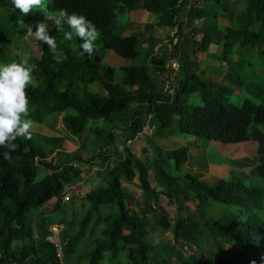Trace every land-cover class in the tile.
Masks as SVG:
<instances>
[{
    "label": "trees",
    "instance_id": "obj_1",
    "mask_svg": "<svg viewBox=\"0 0 264 264\" xmlns=\"http://www.w3.org/2000/svg\"><path fill=\"white\" fill-rule=\"evenodd\" d=\"M2 1L11 5L0 8V63H18L27 57L33 69L32 82L25 90L30 107L56 102L58 105L50 109L49 118L77 112L78 119L64 120L65 126L83 140L86 125L93 123L91 144L99 154L84 159L58 150L44 138L50 147L47 152L35 145L31 134V139L17 137L12 142L10 161L0 155V264H28L29 260L30 264H61V261L78 264L73 259L88 238L87 264H264V157L261 163L249 168L251 185L240 176L210 185L201 177L182 173L189 161L186 147H159L152 161L142 160L125 147L115 165L104 173V185L73 198L74 209L80 207L75 211L79 219L76 229L72 231L68 225L61 234V256L46 239L51 234L50 228L59 220L67 223L60 202L55 204V214L47 209L48 204L61 200L65 191L82 178L83 165L98 157L102 165L110 159L109 150L116 148L119 131L125 133V143L134 140L141 132V125L152 116L150 122L160 132L173 135L171 128L176 123L181 134L206 145L247 143L255 127L262 128L264 133V105L250 100L242 106L233 104L234 92L229 84L208 78L196 58L199 52H210V46L217 42L213 33L217 31L220 0H195L197 3L192 5L187 0H43L41 9L27 14L15 9L11 0ZM244 5L237 18L238 26L228 27L223 33L222 55L226 60H232L234 49L247 36L254 39L253 45H264V0H244ZM140 9L157 16L156 21L165 16L177 31V42L170 36L167 43L148 45L142 32L116 33L119 15ZM61 10L82 14L95 24L98 40L91 57L77 54L78 38L73 37L74 42L63 39L64 29L69 30L67 25L58 28L54 23L60 18ZM199 20H212L210 30L197 27ZM41 21L48 25V34L56 40L55 51L42 43L40 57L26 47L18 55L5 45L7 27L17 25L19 34L23 35L27 26L35 32V25ZM181 21L185 23L183 29L178 27ZM199 35L201 40L196 39ZM73 44L77 45L75 51ZM106 50L125 60L135 57L143 60L139 66L106 67ZM174 59L180 68L170 80L167 65ZM232 71L230 83L264 101V84L254 85L244 72ZM156 76L165 88L157 86ZM112 84H119V90L111 88ZM96 85H102L105 92L92 90L91 86ZM191 95L199 97L203 105L182 103V96ZM108 118L116 124L108 128L95 125L98 120ZM4 151L8 149L0 148V153ZM169 161L174 162L175 171L168 168ZM39 169L46 172L41 179H38ZM150 173L152 188L148 190L141 178L149 177ZM124 182L135 183L144 192L143 201L137 202V206L131 205L133 195L124 188ZM162 195L175 207V215L166 228L159 225L166 215L157 208ZM245 195L255 197L256 202L250 201L248 207ZM199 205L202 207L193 208ZM102 208L112 213L101 217ZM32 215L38 221L35 230ZM149 216L155 219L151 221ZM101 222L103 227L95 230ZM150 230H159L160 244H152ZM14 242L24 244L14 249ZM206 245L224 249L184 254L187 247L203 249Z\"/></svg>",
    "mask_w": 264,
    "mask_h": 264
},
{
    "label": "rangeland",
    "instance_id": "obj_2",
    "mask_svg": "<svg viewBox=\"0 0 264 264\" xmlns=\"http://www.w3.org/2000/svg\"><path fill=\"white\" fill-rule=\"evenodd\" d=\"M195 1V0H193ZM192 1V2H193ZM11 4H6L4 3L2 0H0V8L5 9V8H9ZM126 8H129L128 4L125 3L124 5ZM218 8H220V10H225L224 6L222 5H218ZM7 13H10L9 11H7ZM7 18H9V20H11L10 15H7ZM157 16L155 15H148L146 13V11L144 10H136L130 13H124L122 15H119L117 23H116V28L115 31L116 33L120 34V35H129L131 33H136V32H142L146 35L145 40L147 42V44H150L149 42H155L156 44H163V43H167L168 39L170 36H174L176 35L177 31L175 29V27H171L169 25V23L167 22V18L165 16H163L162 18H160L159 20L156 21ZM197 23L201 26V22L197 21ZM127 27V29L125 30V28ZM178 27H181L182 29L185 27V23L184 22H179L178 23ZM177 27V29H178ZM7 31H8V35H7V39L5 41V45L10 48L14 53L16 54H21V49L23 47H26L28 51L32 52L34 56L40 57L41 52H42V42L35 40L34 37L31 36H26L25 34L21 35L19 34V28L17 25H11L10 27H7ZM65 31H67V29H64ZM224 33V32H223ZM186 36H189V32L186 29ZM147 38V39H146ZM202 36L199 35L197 36V40H201ZM217 42L216 44H214V46L212 47L211 51L214 53L213 56L210 55H206V54H200V58H198V60H200L201 64L203 65V69L205 68L208 72H209V76L210 77H214V73L216 72V70L222 66L223 69L228 70L227 66L225 65V63L218 64L214 62V60L219 59L221 57V51L223 49L222 47V42H223V36L222 38H220V36H216L214 37ZM74 42V40H73ZM234 52L239 56V57H244L248 60V63H250V66L252 69H255L257 71V75L258 77L262 78V81H264V70H262L264 68V58L262 59V63L261 66L263 68H261L260 71H258V68L255 66V62L258 61L257 59L260 57L261 52L264 53V47H248L247 49H241L240 46H237L234 49ZM250 53H256V57L254 55H249ZM140 59H143L142 57H138V58H134L132 60H125L122 59L118 56H116L112 51L106 50V56L104 58V65L106 67H115L117 69L123 68V67H131L133 65H137L140 62ZM13 61V59H11ZM214 63H211V62ZM170 66H172L170 64ZM209 67H211L209 69ZM61 68L60 66H57V69ZM105 71L107 70L106 68L104 69ZM167 74L170 77L172 75V71L170 69H167ZM209 76H207L208 78H210ZM223 75H221L222 77ZM174 77V76H173ZM217 78V80H219L218 82L221 83H227L223 81V78ZM156 79V84L159 88L164 87L165 85L163 84V82H161L160 78H158L157 76L155 77ZM228 84V83H227ZM114 86V85H113ZM229 86L234 90V95L231 98V101L233 104L237 105V106H242L244 104V102L246 100H250V101H254L255 103L258 104H263L264 105V101L261 100H257L255 97H253L252 95L248 94L246 91H243L239 88V86H236L235 84H229ZM92 90L97 91L100 94H103L105 92V88L102 85L99 86H91ZM189 103L193 104V105H197V106H202L203 103L202 101L199 99V97H197L196 95H191L189 97ZM57 103L54 102L52 103V105H50V109H54L57 107ZM64 118V120H70L71 118L69 116H63L62 115H56L53 118H51L50 120H55L56 119V124L54 125L56 129H63L64 128V120L62 121V119ZM75 118V117H74ZM73 118V119H74ZM114 121V119H109ZM95 125L98 126H102V127H110L109 125H111V123H109V125L107 124V122L103 121V120H98ZM90 129L94 127L93 123H89L87 125ZM155 127V125L153 123H149L146 121L145 124L141 125V139L140 142H143L144 148L141 149V151L139 152V156L143 157L144 160L146 161H152L154 160V158L156 157V148L154 146H152V143H155V140L157 139V133H158V129H156L155 131L153 130V127ZM260 128V127H258ZM150 129V130H149ZM262 128L258 129L259 132H261V134L264 136L263 132L261 131ZM92 130V129H91ZM172 134H167L164 137V141H162L161 139L157 140L159 143H157V145H162L168 148H180V147H186L188 149L189 152V161L187 163V167L188 168H183L182 173L183 174H190L194 177H201L203 179H205V181L209 182L210 185H215V182L217 180H228L230 179L231 176L234 175L235 176H240L239 178L246 183L247 185H251L252 184V180L251 178L249 179L248 177V167L249 166H255V162L252 161V158L256 157L259 153H264V145L263 147L258 150L259 148H257V143L253 142V140H249V142L247 144L244 145H235V146H225V147H220L218 144H210V145H206L205 143L201 142L200 140H197V138L192 137V136H187V135H183L179 132L178 130V126L176 123L173 124L172 128H171ZM121 132V131H120ZM39 133V134H38ZM45 133V132H43ZM32 134L34 135V142L35 145L38 147H42L41 149L44 151L49 152L50 151V147L48 145L45 144V141L43 139V137H41V135L43 136L44 134H41L39 131H35L32 132ZM65 137H68V131L65 129L64 132ZM124 137V138H123ZM122 141H119V147L122 148V152L124 153V148L128 145L124 143L125 141V135H123ZM73 137H69L68 141H72L73 139H71ZM176 140H175V139ZM80 140V138H78ZM140 139V138H139ZM179 140V141H178ZM126 145V146H125ZM160 147V146H159ZM90 149V148H89ZM95 153H98V151L92 153V155H94ZM241 153V157L242 159L238 160V154ZM74 154V153H73ZM97 155V154H96ZM116 163V159L114 158L113 160H111L108 163V167H106L104 170H102V168H99L97 164H99V161H96L92 164H86L83 165L84 168H86V173H91V177L89 176L86 181L84 183H82V185L79 188H74V185L69 187V189H67L64 193V195L61 197V200H57L51 202L50 204H48L47 209L49 211H53V213L55 214V204H57L58 202H60V206H62L61 212L64 214V217L67 221V223H63V221H58L57 223H59L61 226V234L64 231L66 226H70L71 230L73 231L74 229H76L77 227V221H78V217L75 214V211L78 212V210L80 209L79 205L76 209H74V205L73 203L71 204L73 198H74V194L75 197L76 196H81L82 194L86 193V192H90L91 190H93L95 187L100 186V185H104L105 182H103V174L106 172L107 168H111L112 166H114ZM168 168H170V170L175 171L174 170V162L173 161H169L168 162ZM224 168H227V170H225ZM92 171V172H91ZM225 173V174H223ZM46 172L42 169H39L38 171V179H41L45 176ZM151 176L148 177H142L141 178V183L144 185L145 189H151L152 188V184H151ZM259 181H262V179L260 178ZM262 183V182H260ZM124 188L130 192L133 190L134 193H132L133 198L131 199L130 203L131 205L137 206V202H141L143 201L144 198V192L137 187V185L134 184H124ZM131 193V192H130ZM244 197L247 198L246 204L248 207L251 206L250 201L252 202H256L255 197H251L250 195H245ZM249 199V200H248ZM249 201V202H248ZM74 202V201H73ZM248 202V203H247ZM87 205V203H85ZM202 206L199 205L198 207L193 206V208H201ZM157 208L158 209H162L166 212V215L162 217L161 221H160V226L166 228L169 226L171 220L173 219L174 215H175V207L172 206L169 203V198L168 197H161L158 204H157ZM112 211L108 208H102L100 215L101 217H107L108 214H111ZM49 215V213L47 214ZM50 216V215H49ZM149 218L152 220V216H149ZM31 222L33 225V230H35V225L37 224V218L35 216H31ZM103 227V222H101L96 228L95 230H98L99 228ZM98 232L96 231L95 234H97ZM168 235V234H167ZM149 236H150V241L152 242L153 245H158L161 242V238H160V234H159V230H150L149 232ZM61 238V235H60ZM90 238H88L85 242L89 243ZM33 242V241H32ZM37 242V240H35V243ZM86 243L84 245V243L81 245V248L79 250V253L75 256V258L73 259V263L74 261L78 264H87V260H86V252L88 250V247L86 246ZM24 243H19V242H14L13 247L14 249L18 248L19 246H22ZM172 245H176L175 243H172ZM179 246V245H178ZM224 249V247H214V246H204L203 249L200 248H192V249H188V247L186 249H184V254H186L187 256L190 254H194V253H213V252H218L219 250ZM158 249H156V251H158ZM122 258L120 260H122L123 258H125L124 255L121 256ZM62 260V259H61ZM173 262H175V259L172 260ZM123 262V260H122ZM28 264H30V260L28 262ZM61 264H64L63 261H61Z\"/></svg>",
    "mask_w": 264,
    "mask_h": 264
},
{
    "label": "crops",
    "instance_id": "obj_3",
    "mask_svg": "<svg viewBox=\"0 0 264 264\" xmlns=\"http://www.w3.org/2000/svg\"><path fill=\"white\" fill-rule=\"evenodd\" d=\"M187 1L189 2L190 5L197 3V2L195 3V1H193V0H187ZM220 2H221V5L224 6L225 10H220V8H218V10H219V19H218V22H217V31H215L213 33V37H216V36L219 37L220 36V38H222L223 32L225 31L226 28H228V27H237L238 26V19L237 18H238V15L244 10V6L245 5H244V0H220ZM210 5L211 4H207L208 7H210ZM216 10H217V7H216ZM199 22H201V26L196 22L197 27L205 28V29L210 30L209 27L211 26L212 20H208L206 22H204L202 20H199ZM260 33L262 35V32H260ZM149 43L151 44V42H149ZM146 44H147V42H146ZM253 44H254V39L251 36H247V38L243 42H241L238 46H240L241 49H247L248 47H264V45L255 46ZM213 46H214V44L210 46V52H207V53L199 52V53H197L196 54V58L199 57L200 54H206V55L213 56L214 53L211 51ZM249 55H254L256 57V53L253 54V53L249 52ZM221 57H222V59L221 58L216 59V60H214V62L218 64V67H219V64L225 63V65L227 66L228 70H225V69L222 68V66H220L216 70V72L214 73L215 76L214 77H210L209 76V72L206 70L207 68L205 67L206 69L205 68L203 69V65L201 64L200 60H198V58H197V60L201 64V71L206 72L207 76H209L211 79H213V80H215L217 82L219 81V80H217V78H220L221 75H223L221 77V78H223V81L227 82L228 84H231L230 82H231V80H232V78L234 76V73H233L232 70L235 69V70H238V71H242L247 76H249L250 79L252 80V82L254 83V85H262V84H264V81H262V78L258 77L257 71L255 69L251 68L250 63H248V60L246 58L239 57L234 52L233 55H232V60L231 61L230 60H226L224 58V56L222 55V51H221ZM135 58H138V57H135ZM263 58H264V53L261 52L260 57L257 59L258 61L255 62V66L258 68V71H260L261 68H263L261 66V63L263 62L262 61ZM142 60L143 59L139 60V61H141L140 64L142 63ZM214 62L212 61L211 63H214ZM133 66H139V63L137 65H133ZM210 68L211 67H209V69ZM262 70H264V68ZM226 76L229 78L228 80L225 79ZM219 83H221V82H219ZM109 86L111 88H114L115 90H119V84H112V85H109ZM231 90L234 92V90L232 88H231ZM181 101H182V103H186L187 101H189V97L182 96L181 97ZM52 103H54V102L40 103V104H37L35 106L30 107L29 115H30L31 120L33 121L31 134H32V132L39 131L41 134H44L43 136L41 135V137H43V139L44 138L48 139L50 145L56 147L58 150H64L67 153H72V154L74 153V154H76L78 156H82L84 159L89 158L90 156H92V153H94L96 151H98V153H95L94 156H96V154L98 155L99 154V150L96 147L92 146V144H91L92 130H93L94 127L91 128L92 129L91 130L87 126L88 124L86 125L87 133L84 135L83 140H79L78 137L74 133H72V131L68 130V128L65 126V124H63L64 125L63 129H56L55 126H54L56 124V119L55 120H53V119L50 120L54 116H52L50 118L48 117V113L50 111V105H52ZM63 116H69L70 118L72 117L70 120H77L78 117H79L77 112H74V113H71V114L64 113L62 115V117ZM109 119H111V118L104 119L103 121L107 122L108 125H109V123H111V125H115L116 124L115 120L112 121V120H109ZM63 120H64V118L62 119V121ZM65 129L68 131V134H69V135H67L68 137H65V135H64ZM258 129L259 128H257V127L253 128L250 140H253V142L257 143V148H259L258 150H260L263 147V145H264V136L261 134V132L258 131ZM155 130L156 129H154V131ZM43 132H45V133H43ZM167 134L168 133L165 134V133L160 132L159 129H158V133H157L158 137L155 140V143L154 144L152 143V146H154L156 148V150L159 148V146L161 148H163V149H177V148H168V147H165V146H162V145H157V143H159L157 140L161 139L162 141H164V137ZM123 135H125V133L123 131H121V132L119 131L118 132V138L116 139V148L114 147V148H111L109 150L110 159L107 160V162H105L104 165H102V163H101L102 161H101V159L99 157L96 158L90 164H92V163H94L96 161H99V164H97L98 167L102 168V170H104L106 167H108V163L111 160H113L114 158L116 159V161H118L119 157L123 154L122 148L119 147V141H122V143H123V140H124V139L122 140ZM69 137H73V138H71L73 140L70 141V142L68 141ZM125 140H126V135H125ZM140 140H142V139L140 138V139L130 140L128 142V145L127 146L125 145V146L128 147L132 152H134L139 158L144 160L143 157L139 156V152L141 151L142 148H144V145H145L143 142H140ZM124 143H125V141H124ZM215 143L216 142H213L211 144H215ZM247 143H244V144H247ZM216 144H218L220 147H225L223 145H220L219 143H216ZM244 144H240V145L242 146ZM56 153L57 152H55L53 154V156H55ZM113 153H115V154H113ZM238 155H239L238 156V160L242 159L241 153L238 154ZM263 157H264V153H259L256 157L252 158V161H254L255 164H259V163L262 162ZM144 161H146V160H144ZM249 168H251V166L248 167V174H249ZM224 169L228 171L227 168H224ZM82 170L84 171V174H83L82 178L78 182H76L74 184V188L75 189L79 188L82 185V183H84L89 176L91 177V173H86V168L82 167ZM223 174H225V173H223ZM151 175L152 174L150 173L149 177ZM103 176H104V174H103ZM234 178H236V176L234 177V175H233V176L230 177V179L225 180V181L229 182V181H231ZM150 179L152 180V176H151ZM124 184H126V183L124 182L123 186H124ZM130 192L134 193L133 190L130 191ZM75 195L76 194H74V197H75ZM163 196L164 195L160 196V198L163 197ZM76 197H79V196H76ZM160 198H159V200H160ZM154 219L155 218L152 217V220L151 219L150 220L153 221Z\"/></svg>",
    "mask_w": 264,
    "mask_h": 264
},
{
    "label": "clouds",
    "instance_id": "obj_4",
    "mask_svg": "<svg viewBox=\"0 0 264 264\" xmlns=\"http://www.w3.org/2000/svg\"><path fill=\"white\" fill-rule=\"evenodd\" d=\"M15 9L21 14H27L31 10L41 9L43 0H11ZM46 17V13L44 14ZM55 25H67V31H63L65 41H73V37L79 39L78 55L91 57L95 51V42L98 40V30L95 24L84 15L66 13L60 11V18ZM48 25L41 21L35 25V32L31 26H27L25 35L34 37L35 40L46 44L49 50L55 51L57 43L54 37L48 34ZM73 51L77 45H72ZM33 69L28 58L20 62L0 63V148H7L8 151L0 153L5 160L10 161L12 142L17 137L31 139L33 121L30 118V101L26 94V88L32 82Z\"/></svg>",
    "mask_w": 264,
    "mask_h": 264
},
{
    "label": "built area",
    "instance_id": "obj_5",
    "mask_svg": "<svg viewBox=\"0 0 264 264\" xmlns=\"http://www.w3.org/2000/svg\"><path fill=\"white\" fill-rule=\"evenodd\" d=\"M172 37H174V43H176L177 40H178L177 35H174ZM170 64L172 66H170ZM179 68H180V64H179L177 59H174V60H172L171 62L168 63L167 69H170L172 71V75L170 76V80H173V78L175 77V74L179 71ZM167 88H168V85H167ZM170 92H172V91L170 90ZM149 119L151 120L152 116H150ZM150 120H149L148 124L150 123ZM152 127H153V130H154L155 129L154 126H152ZM139 138H142L141 137V133H139L136 136L135 139H139ZM60 226L61 225L59 223L54 224L50 228L51 234L48 235L47 238H46L47 241H49L50 243L55 245L59 256H61V254H62V240L60 238V235H61V227Z\"/></svg>",
    "mask_w": 264,
    "mask_h": 264
}]
</instances>
